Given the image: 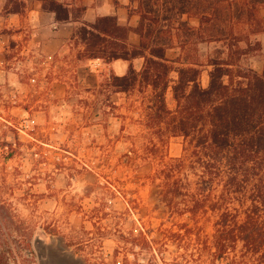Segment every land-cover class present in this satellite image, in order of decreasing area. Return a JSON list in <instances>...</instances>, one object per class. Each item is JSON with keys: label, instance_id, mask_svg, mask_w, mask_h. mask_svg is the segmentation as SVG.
<instances>
[{"label": "trees", "instance_id": "1", "mask_svg": "<svg viewBox=\"0 0 264 264\" xmlns=\"http://www.w3.org/2000/svg\"><path fill=\"white\" fill-rule=\"evenodd\" d=\"M41 1L58 22L71 19L65 3ZM133 1L138 5L131 13L140 17L136 27L105 15L77 29L76 42L83 46L78 60L131 62L126 74L106 76L103 89L126 94L127 108L138 112L146 132L137 155L157 162L151 174L162 180L161 196L171 213L189 215L194 223H177L179 230H170L178 247L184 248L180 242L195 247L186 262L215 264L234 253L236 264H264V69L242 63L262 52L258 35L264 32V0ZM26 8L27 0H8L5 11L25 15ZM84 11L80 8L75 17ZM193 17L198 26L190 23ZM132 32L139 35L138 44L131 42ZM200 43L219 44L206 63L208 86L202 84L203 64L193 52L186 59L167 55L175 47L194 51ZM135 58L144 59L141 70ZM169 91L174 107L168 104ZM173 136L184 138L182 156L166 153ZM211 214L212 240L200 225ZM1 223L0 264H20ZM136 240L141 248H152L143 231ZM28 245L34 254L32 242Z\"/></svg>", "mask_w": 264, "mask_h": 264}, {"label": "rangeland", "instance_id": "2", "mask_svg": "<svg viewBox=\"0 0 264 264\" xmlns=\"http://www.w3.org/2000/svg\"><path fill=\"white\" fill-rule=\"evenodd\" d=\"M2 14L0 222L20 264H188L195 247L188 242L178 247L170 230L194 223L189 215L171 213L161 196L162 180L151 174L157 162L137 155L146 132L138 112L127 108L126 94L104 91V72L97 81L83 69L84 82L78 81L70 63L61 73L70 87L47 84L40 60L21 53L26 36H14ZM189 21L199 25L198 18ZM217 45L200 43L194 51L175 47L167 55L186 59L193 52L208 86L206 63ZM242 63L262 71L264 54L254 52ZM167 100L174 107L171 91ZM166 153L182 156L184 138L171 137ZM213 220L212 214L200 219L210 240ZM141 231L152 248L135 244ZM36 236L45 242L43 256ZM215 264H236L234 253Z\"/></svg>", "mask_w": 264, "mask_h": 264}, {"label": "crops", "instance_id": "3", "mask_svg": "<svg viewBox=\"0 0 264 264\" xmlns=\"http://www.w3.org/2000/svg\"><path fill=\"white\" fill-rule=\"evenodd\" d=\"M7 1L0 0V11L4 12L1 17L5 20L6 26L15 32L14 36H26L21 53L40 60L47 84H52L58 88L64 87L65 90L70 87L69 82L63 79L61 74L68 63L72 67L70 72L74 73L80 82H84L81 78L83 69L94 75L93 77L97 81L103 72L106 76L111 73L117 75L127 73L131 63L128 60L118 59L110 63L100 59L78 60V53L83 46L76 42L75 34L84 23H94L99 16L105 15L117 16L121 25L136 27L140 17L136 13H131V9L137 6L136 1L58 0L65 3L70 9L71 19L66 22H58L55 12L43 9L41 0H27L25 15L7 13L5 11ZM83 7H85V11L82 15L75 17L77 11ZM262 14L264 16V8H262ZM130 40L138 44L140 37L132 32ZM259 40L262 43V53L264 54V32L259 34ZM133 64L137 70H141L144 59L135 58ZM7 72L10 73L8 70Z\"/></svg>", "mask_w": 264, "mask_h": 264}, {"label": "water", "instance_id": "4", "mask_svg": "<svg viewBox=\"0 0 264 264\" xmlns=\"http://www.w3.org/2000/svg\"><path fill=\"white\" fill-rule=\"evenodd\" d=\"M35 245H37V246H42V251H40V254L43 256L44 255V250H45V242H44V240L41 238V237H39V236H36L35 237Z\"/></svg>", "mask_w": 264, "mask_h": 264}]
</instances>
